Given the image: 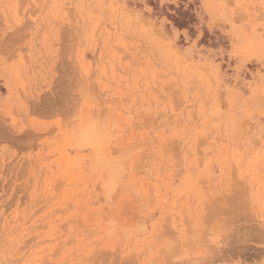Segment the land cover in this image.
Returning a JSON list of instances; mask_svg holds the SVG:
<instances>
[{
	"label": "rangeland",
	"instance_id": "obj_1",
	"mask_svg": "<svg viewBox=\"0 0 264 264\" xmlns=\"http://www.w3.org/2000/svg\"><path fill=\"white\" fill-rule=\"evenodd\" d=\"M0 264H264V0H0Z\"/></svg>",
	"mask_w": 264,
	"mask_h": 264
}]
</instances>
